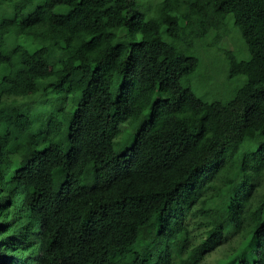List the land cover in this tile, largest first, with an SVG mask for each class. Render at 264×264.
<instances>
[{
  "label": "trees",
  "instance_id": "16d2710c",
  "mask_svg": "<svg viewBox=\"0 0 264 264\" xmlns=\"http://www.w3.org/2000/svg\"><path fill=\"white\" fill-rule=\"evenodd\" d=\"M3 5L0 264H201L230 236L215 264H264V0ZM204 39L244 76L225 102L181 83Z\"/></svg>",
  "mask_w": 264,
  "mask_h": 264
},
{
  "label": "rangeland",
  "instance_id": "374dc122",
  "mask_svg": "<svg viewBox=\"0 0 264 264\" xmlns=\"http://www.w3.org/2000/svg\"><path fill=\"white\" fill-rule=\"evenodd\" d=\"M157 0H143L144 6L154 5ZM5 5L0 7V14L3 11ZM36 5H24L19 9L18 14L21 17L31 16L36 11ZM7 10L10 8L7 7ZM232 19L231 15H228ZM180 25L185 26V20H180ZM205 40H202L198 44V50L196 52L199 64L198 67L190 75L184 76L181 79L183 85L189 86L194 95L205 101L220 100L222 102L230 99L236 92L237 88L244 83V76H234L230 78L228 76L227 60L224 52L217 47H209L206 45ZM245 43L240 39L234 29L228 23V27L224 30V36L219 40L218 47L221 49H232L239 52V56L244 55L243 47ZM17 99H23L28 104H35V99L32 93L26 94L24 97ZM10 112L15 110L10 107ZM34 150L31 145L26 147L25 153L17 158L18 165H23L33 155ZM198 219L195 222L192 221L190 229L194 237L202 235L204 226H198ZM236 237H227L223 240L221 245L211 251L204 258L201 264H215L218 259L225 255L227 251L231 250V246L236 244ZM233 240V241H232Z\"/></svg>",
  "mask_w": 264,
  "mask_h": 264
}]
</instances>
